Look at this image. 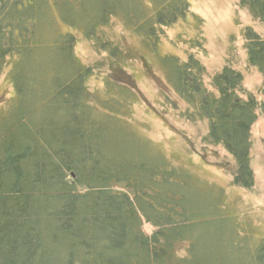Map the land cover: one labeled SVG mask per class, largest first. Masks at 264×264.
Masks as SVG:
<instances>
[{
	"label": "trees",
	"instance_id": "obj_1",
	"mask_svg": "<svg viewBox=\"0 0 264 264\" xmlns=\"http://www.w3.org/2000/svg\"><path fill=\"white\" fill-rule=\"evenodd\" d=\"M237 6L264 28V0ZM188 15L186 0H0V74L9 70L14 93L0 119V264H264V241L252 246L249 234L239 236L218 197L190 206L187 174L151 151L109 101L90 102L93 71L54 22L81 33L113 69L124 53L99 33L111 21H124L155 50L163 29ZM47 29L51 41L43 46ZM242 37L247 64L263 79L260 101L228 64L204 84L206 68L188 53L200 48L206 57L199 31L183 40L184 61L160 60L189 118L207 121L204 141L233 159L232 186L251 190V128L257 113L264 116V40L250 28ZM126 87L113 89L121 102Z\"/></svg>",
	"mask_w": 264,
	"mask_h": 264
},
{
	"label": "rangeland",
	"instance_id": "obj_2",
	"mask_svg": "<svg viewBox=\"0 0 264 264\" xmlns=\"http://www.w3.org/2000/svg\"><path fill=\"white\" fill-rule=\"evenodd\" d=\"M138 2L144 3L145 0ZM186 2L195 19L188 15L164 28L155 50L146 46L147 43L144 44L122 20L115 19L102 29L99 33L108 36L124 53L113 69L109 64L114 62L107 59L105 53L94 50L81 33L69 25L54 22L59 31L74 37L75 56L93 71L87 82L90 102L99 108L100 102L105 100L109 101L106 102L109 109L116 107L117 114L127 121L130 131L148 141L151 151L187 174L191 183L187 203L196 206L204 198L218 197L220 206L234 221L239 236L249 234V242L255 246L264 241V116L257 113L251 128L249 155L254 185L251 190L236 188L232 186L233 159L221 145L204 141L208 132L207 121L189 118L190 109L166 81L160 57L176 56L184 61L187 46L183 40H189L199 31L205 39L206 57L200 48L201 51L188 50V53L200 59L206 68L204 84L208 87L209 78L228 64L242 76L246 94L260 101L263 79L247 64L242 34L244 29L250 28L264 40V28L239 9L237 0ZM49 8L56 18L52 6ZM196 24L200 27L194 28ZM46 31L41 38L43 46L51 41L48 29ZM8 72L0 74V119L13 102L14 93ZM112 83L115 85L109 86ZM119 83L128 87L124 102L113 90ZM142 228L147 235L153 232L146 223ZM224 231H229V227L225 226ZM201 235L204 238L205 232Z\"/></svg>",
	"mask_w": 264,
	"mask_h": 264
}]
</instances>
